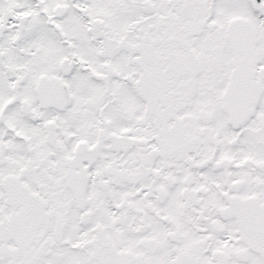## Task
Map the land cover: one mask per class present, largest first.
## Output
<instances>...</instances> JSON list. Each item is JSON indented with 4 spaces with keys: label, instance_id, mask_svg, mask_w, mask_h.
<instances>
[{
    "label": "snow or ice",
    "instance_id": "6c2138e0",
    "mask_svg": "<svg viewBox=\"0 0 264 264\" xmlns=\"http://www.w3.org/2000/svg\"><path fill=\"white\" fill-rule=\"evenodd\" d=\"M0 264H264V0H0Z\"/></svg>",
    "mask_w": 264,
    "mask_h": 264
}]
</instances>
